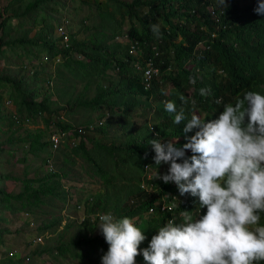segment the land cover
I'll return each instance as SVG.
<instances>
[{
  "label": "trees",
  "instance_id": "obj_1",
  "mask_svg": "<svg viewBox=\"0 0 264 264\" xmlns=\"http://www.w3.org/2000/svg\"><path fill=\"white\" fill-rule=\"evenodd\" d=\"M16 1L17 4L20 3V0H8L2 10L12 7ZM46 1L48 0H28L21 12L15 9L14 13L24 15L30 11L39 10L45 6ZM116 1L117 5L113 12L105 10V7H99L100 16L105 20L99 26L104 30L109 29L111 33L106 34L104 30L97 32L101 35L97 37L98 44L76 42L71 33H69L67 45L58 43L59 40L61 41L59 35L55 37L57 39L55 41L53 36L49 38L46 33V29L51 27L50 24L46 25L47 28L43 34L40 32L42 30H39L37 36L39 41L26 37L5 39L3 30L6 18L1 17L0 52L3 47L20 46L23 52V54L19 53L20 55H27L31 57L28 58L29 63L35 59L42 66L40 65L39 69L35 68L30 76L33 86L23 83L22 79L15 80L3 75H0V81L11 83L12 90L9 91L7 98L12 102L18 100V112H25L32 118L40 115L47 126L51 123L58 130H72L76 142L68 149L91 163L94 172L104 180L106 186H113V202H115L110 209L117 214V218L136 217V224L137 221H145L143 215L147 214L150 206L162 199L173 200L172 193H179L174 183L165 184L162 180L152 179L155 174L148 180V186L151 185L153 189L151 192L142 188L140 184L146 165L150 169H155L157 173L153 160L155 153L149 144L151 139H161V142L176 139V147H181L185 142L184 123L177 126L173 124L174 114L165 111L161 99L174 101L179 108L181 106L179 97L181 95L185 97L184 90L191 83V95L185 98L189 101V104L185 106L186 115L190 118L189 113L192 109L190 101H194L206 111L204 118L213 119L223 110L224 104L233 101L238 94L248 90L264 94L262 87L264 83V16L254 11L257 0H249L240 6L236 0H228L226 8H217V17L214 16L216 18L212 17L208 10L213 3L212 0ZM144 7L145 12L142 10ZM115 13H118L119 17ZM159 19L165 26L160 27V35L156 36L152 33L150 26L156 24ZM127 20L129 42L115 41ZM212 33H215L214 37L211 36ZM201 41L209 48L199 55L196 45ZM25 44H34L37 50L32 52V49L26 48ZM131 46H134L135 52L139 55L130 53ZM153 46H156L159 52V56L153 61L159 66L160 71L157 76L152 77L150 87L145 88L143 71L146 59L153 54ZM73 51H77L82 58H73ZM41 54L46 62L52 63L57 56H63L64 60L54 65L69 67L73 63L83 70L81 77L86 80L84 88H87L90 82H95L96 93L93 97L86 98L84 94H80L73 99L65 100L64 105L70 110L74 107L92 110L104 107L97 120L93 122L89 120L83 125L74 126L58 118L61 115L62 106L51 107L49 94L44 89V85H35L33 82L42 80L47 84L49 80V77L43 78L40 75L47 65L42 62ZM212 63H215L216 67H210ZM168 67L170 69H167ZM217 70L220 72L217 73ZM109 71H114L116 78L109 76ZM167 82H171L173 86L172 95L169 96L164 95L161 88L162 83ZM201 88L208 89V94L201 96ZM140 96L145 97L141 99ZM150 99H156L158 102L152 104ZM137 108L142 109L143 112H154L159 118L162 117V120L157 125H147L148 121L144 120L137 127L131 120ZM51 114L56 116L52 121ZM0 118L3 117L0 116ZM7 118L10 124L15 123L10 114ZM115 125L122 131V141L118 144L114 141L100 142L108 136L110 129ZM41 138L42 132H37L29 140L30 151L37 155L43 150L50 151L49 141H41ZM19 140L27 141L26 138ZM88 143L91 148H88ZM91 150H96L95 155H92ZM146 153L147 156H145ZM49 157L48 154L46 158ZM63 160L64 163L68 161L66 158ZM99 160L112 161L115 167L106 169ZM130 169L132 170L129 171ZM64 174L61 166L54 170H47L40 176L25 174L20 178L16 175L0 174L6 178L20 179L22 183L19 191H7L0 187V210L10 214H17L24 209L32 214L45 212L41 209L42 205L47 204L44 197L55 196L63 199L57 188L60 186L59 178ZM117 178L122 179L123 183L119 185L115 183ZM121 194L124 195L125 201L133 197L132 202L125 205V202H121L123 196ZM109 201L108 192L97 195L92 198L86 210L90 213L109 208ZM197 205L198 198L189 200L179 198L177 203H174L173 211L157 214L154 221L146 220V225L141 228L146 236L142 243L148 246L152 235L156 234L157 229L177 211H194L193 215L198 213ZM204 211L206 209H200L201 214ZM0 220L2 224H4L3 221H7L5 218ZM58 220V217H54L45 225L37 226V230L53 227ZM96 221H98L97 217L91 225L87 226L88 231L91 232ZM7 232L0 228V243L2 234ZM31 240L24 243H31ZM96 240L99 247H108L104 237L89 235L78 237L73 243L89 244ZM15 249L7 248L9 252ZM136 264H145L142 254L136 257Z\"/></svg>",
  "mask_w": 264,
  "mask_h": 264
},
{
  "label": "rangeland",
  "instance_id": "obj_2",
  "mask_svg": "<svg viewBox=\"0 0 264 264\" xmlns=\"http://www.w3.org/2000/svg\"><path fill=\"white\" fill-rule=\"evenodd\" d=\"M8 0H0V19L5 17L4 22V35L5 39H15L19 37H26L27 39H33L39 41L37 37L39 30L41 34L47 28L46 25L50 24L51 27L46 29V33L49 38L53 36L55 41L58 33L55 30L58 23L67 20L66 30L73 34L72 38L76 42H88L89 44H98L97 37H101V29L99 24L104 23L105 20L100 16V8L105 7V10L113 12L116 8V0H48L44 7L39 10L30 11L27 14H15L17 9L22 11L23 7L28 0H20V3H14L12 7L2 10L3 6ZM129 1V0H127ZM213 3L209 6L208 10H214L217 17V8H222L218 4V0H212ZM240 6L247 3L249 0H236ZM228 4V0H225ZM145 12L146 8H142ZM119 17L118 13H115ZM214 17V18H216ZM160 27L165 24L159 19L158 22ZM129 30L128 20L125 21L121 28V34L115 41L121 43L129 42L127 33ZM106 34H110L111 31L104 30ZM1 35V31H0ZM34 36V37H33ZM157 40V39H156ZM58 43H61L59 40ZM26 48L30 47L32 52L37 50V46L34 44H25ZM208 45L204 42H198L196 50L199 55L206 49ZM23 54L20 46H14L11 48L3 47L0 52V75L8 76L11 79H22L23 83H27L28 86H33L31 83L30 76L32 75L35 68L39 69L41 63L37 60H32L29 63L28 58H31ZM139 55V53H134ZM33 55V54H31ZM73 58H82L77 51L72 52ZM42 62L47 65L40 74L43 78L49 77L48 83L42 82V80L33 81L35 85H44V89L49 94L51 101V107L62 106L61 115L58 118L61 121H65L71 125L79 126L83 125L86 121L97 120L98 115L101 114L104 107L92 110L84 107H74L72 110L67 109L65 100L73 99L80 94H84L86 98H91L96 93L95 82H90L87 88H84L86 80L81 75L83 70L79 69L75 64L71 63L69 67L64 65H54L64 60L63 56H57L52 62H46L44 56L41 54ZM189 64V63H188ZM42 66V65H41ZM210 67H216L215 63H212ZM167 71V70H166ZM201 72V71H199ZM220 70H217L219 73ZM109 76L116 78L114 71L108 72ZM104 83H107L104 81ZM47 85V88H46ZM264 88V83L262 84ZM163 94L166 96L172 95V83H162L161 85ZM192 84L185 88V98L190 96ZM12 90L11 83L0 81V174L16 175L22 177L27 174L28 176H40L47 172V170H54L59 166L62 167L64 175L59 178L60 186L57 188L59 195H62L63 199L55 196L44 197L47 204L41 206V209L45 210L42 213L32 214L26 209L22 210L17 214H10L7 211L0 210V218H5L7 221L0 220V228L7 230V233L2 234V241L0 243V264H101V256L107 251L108 247H99L96 241H91L89 244L86 243H73L78 237L81 236H97L103 237L97 226L98 221L95 222L93 228L90 231L87 228L91 225V222L98 218V215L111 213L115 217L117 214L111 211L110 207L114 204V188L113 186H106L104 180L94 172V167L87 160L79 156L78 154L72 153L68 147L72 144L66 143L58 147L56 150L40 151L37 154L30 151L29 140L33 137V134L42 132L41 141H49V134L55 130H58L53 124H45L44 120L40 115L35 118L29 117L25 112H18V100L16 102L10 101L7 96L9 91ZM43 93V91H42ZM41 97V96H40ZM145 96H140L144 99ZM163 99V98H162ZM163 105L167 100H162ZM152 104H156V99H150ZM191 105L192 102L190 101ZM63 108V109H62ZM135 115L131 119L135 126H140L144 120H147L149 124L157 125L162 117L159 118L153 112H143L142 109L137 108ZM210 112V110H208ZM198 114L201 118H204L206 111L201 109L199 105L195 104V108L191 109L189 117L192 114ZM8 114L15 123L10 124L8 122ZM16 116L17 120L12 117ZM51 121L56 118L54 114H51ZM174 120V116L172 117ZM174 124V123H173ZM65 131H70L69 129ZM70 132H68L69 134ZM29 134V136H28ZM72 133L68 136V139H72L74 144L76 139ZM122 131L115 125L110 129L107 137L101 139L100 142L118 144L122 141ZM20 138H26L27 141L20 142ZM176 140V139H172ZM88 148H91L90 144H87ZM96 150H91L92 155H95ZM49 158H46L48 154ZM190 154V153H188ZM97 155V154H96ZM63 158L68 159L64 163ZM51 167H49V160ZM102 166L106 169H113L114 162L112 161H101ZM129 167V165H128ZM168 165L161 164L156 165V169L159 173L163 174L167 171ZM130 169L129 171H131ZM126 172L124 173L126 175ZM156 175L155 169H150L149 166L144 167L141 186L148 188L147 191L153 190L151 185L148 186V180L150 176ZM0 175V187H3L7 191H19L21 187L20 179H12L11 177H3ZM115 183L122 184L123 180L117 178ZM109 193L110 201L109 208H102L99 211L88 213L86 210L87 206H90L91 200L97 195ZM123 195V194H121ZM188 194L181 196L179 193H172L173 202L176 204L179 198L186 200ZM165 197V196H163ZM127 199V198H126ZM133 197H129L126 201L124 195L122 196L121 202L130 204ZM167 201V200H166ZM17 204V203H16ZM39 209H37L38 211ZM146 220L154 221L157 218L155 214H144ZM58 217L59 220L55 226L48 229L37 230V226L45 225L50 219ZM137 218L133 217L132 220L135 223ZM145 221H137L136 225L143 228L146 225ZM41 238L40 241L36 240ZM34 238V241L31 240ZM27 240H31V243H24ZM105 242V240H104ZM107 245V243L105 242ZM108 246V245H107ZM14 247L12 253L9 254L7 248ZM147 247L141 243L140 248ZM61 249V251H60ZM28 256V258H26ZM140 260V259H139Z\"/></svg>",
  "mask_w": 264,
  "mask_h": 264
},
{
  "label": "clouds",
  "instance_id": "obj_3",
  "mask_svg": "<svg viewBox=\"0 0 264 264\" xmlns=\"http://www.w3.org/2000/svg\"><path fill=\"white\" fill-rule=\"evenodd\" d=\"M218 4L227 7L225 0ZM254 11L264 16V0ZM150 27L160 35L159 23ZM208 91L201 88L200 95ZM179 99V108L171 100L164 108L176 126L184 123L185 142L176 147V140L149 141L155 165H168L152 179L174 183L187 200L198 198V213L177 211L143 249L145 232L131 218L100 215L96 227L108 245L101 264H136L140 254L145 264H264V94H238L213 119L195 113L188 118L189 101Z\"/></svg>",
  "mask_w": 264,
  "mask_h": 264
},
{
  "label": "built area",
  "instance_id": "obj_4",
  "mask_svg": "<svg viewBox=\"0 0 264 264\" xmlns=\"http://www.w3.org/2000/svg\"><path fill=\"white\" fill-rule=\"evenodd\" d=\"M210 13L212 15H215L214 10H211ZM66 23H67V20H64L63 22L58 24L57 29H56L58 35L61 37V43L65 44V45H67L69 43V32H67V30H66ZM152 50H153V54H151L146 59L145 69L143 71V81H144L145 88L150 87L152 77L154 75L157 76L159 74V71H160L159 66L157 64H155V62L153 61V59L155 57L159 56V52L156 49V46H153ZM133 52L135 53V48H134V46H131L130 53H133ZM167 69H170V67H168ZM12 117H14L17 120L15 115ZM71 131L72 130H70V131L55 130V131L51 132L48 136L50 150H52V151L56 150L58 147H60L62 145L63 146L66 145V143L72 144V146H73L74 145L73 140L68 139V136L71 135V133H72ZM68 132H70V133L68 134ZM48 161H49V167H51L50 159ZM151 178H152V175L150 176V179ZM142 188H145V187H142ZM145 189L148 190V188H145ZM173 208H174L173 200L166 201V200L162 199L161 201L155 203L153 206H150L147 209V213L148 214H154V213L159 214V213H163V212H167V211H173ZM99 216L100 215H98V219H99ZM172 217H173V215H172ZM36 240L40 241L41 238L38 237ZM33 241H34V238H33ZM11 253L12 252H9V254H11ZM26 258H28V256Z\"/></svg>",
  "mask_w": 264,
  "mask_h": 264
}]
</instances>
